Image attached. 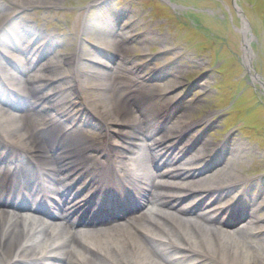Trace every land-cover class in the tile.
Returning a JSON list of instances; mask_svg holds the SVG:
<instances>
[{"label": "bare ground", "instance_id": "obj_1", "mask_svg": "<svg viewBox=\"0 0 264 264\" xmlns=\"http://www.w3.org/2000/svg\"><path fill=\"white\" fill-rule=\"evenodd\" d=\"M4 1L7 4H0V8L6 6L3 11L9 12L35 5L54 6L61 0ZM8 14L0 15V31L8 21ZM110 27L113 31H105L101 38H97L100 42L96 47L104 51L119 49L122 47L120 44L127 41L122 35L125 37L121 43H115L113 38L120 33L112 24ZM9 43L0 42V76L3 73L2 77L14 84L19 81L24 91L22 83L27 79L33 94L30 99L22 97L26 104L12 103L13 114L6 121L0 119V142L16 152L14 159L18 167L31 166L36 174L42 173L46 188L52 184L60 186H53L63 202L56 208L77 219L81 215L79 205L89 203L85 196L94 187L108 184L121 195L130 189L136 198L127 195L114 202L116 206L112 214L116 212L121 216L120 212L125 214V211L133 210L128 211L129 216L121 223L107 225L111 223L108 221L104 223L106 225L85 229L91 234L88 237L94 242L91 244L98 249L94 252L80 247L77 241L71 242L68 234L30 236L22 230L24 216L18 213L17 219L12 220L5 212L0 213V264H83L81 261L90 264H205L198 262L202 257L222 264H264V227L258 225L255 217L259 216L255 214V206L261 191L258 193L254 183L250 186L242 183L236 193L238 196L235 194L226 210L205 205L203 200L218 193L213 188L225 187L222 192H228L242 179L222 172L221 166H214L217 154L224 147L223 142L213 144L205 141L201 149L191 154L202 141L201 135L191 132L195 124L189 122V108L183 103L176 106L174 99L166 95V104L159 108L160 102L150 98L153 87L161 86L159 81L144 79L152 85L145 92L143 77L128 58L120 55L114 64L113 61L109 63L113 57L100 62L101 65H113L107 80L101 82L102 74L99 72L100 79L93 86L90 98L91 105L103 119L102 123L97 121L100 134L79 121L86 105L80 94L84 80L79 73L83 68L75 64L72 56H63L67 64L71 62L74 66L72 74L63 78L69 84L67 95L60 97L56 91L52 92L54 89H45L57 79L56 72L46 64L35 67L36 52L25 54L28 67L17 69L2 61L5 48L14 50L17 47ZM44 45L46 51L52 48L53 42L44 41ZM2 85L0 82V100L4 90L8 91ZM74 93L75 101L67 98ZM161 114H167L168 120L162 126L158 124ZM74 146L78 148L73 150ZM153 146L159 151L153 152ZM67 149L68 154L65 153ZM67 159H76L75 166H82L99 181L92 180L84 187L87 180L84 176L75 184L71 172L77 167L65 172L67 165L60 164ZM123 159L127 163H120V168L117 167V162ZM10 165L5 173H0V204L9 202L6 194H17L23 197L22 200L31 195L13 182L19 177H8L14 168V164ZM100 165H104L103 170ZM18 167L15 173L19 174ZM106 172L112 176H107ZM231 193H226L225 198ZM145 206L149 209L145 210ZM96 208L88 213L94 219L92 223L108 215ZM243 217L246 218L244 222L236 225L237 220ZM131 218L138 221V226L129 233L131 241L125 242L119 235H112L128 225ZM202 222L206 227L201 225ZM105 232L111 235L100 236ZM95 234L97 238L94 239Z\"/></svg>", "mask_w": 264, "mask_h": 264}, {"label": "rangeland", "instance_id": "obj_2", "mask_svg": "<svg viewBox=\"0 0 264 264\" xmlns=\"http://www.w3.org/2000/svg\"><path fill=\"white\" fill-rule=\"evenodd\" d=\"M5 7L0 13H9V18L0 31V42L7 41L8 34L17 37L23 27L44 28L47 35H54V61L61 59L59 51L77 59L81 70L97 66L91 61L97 58L93 45L108 24L130 33L132 51L108 52L114 59L109 63L123 55L143 81L156 78L161 92L171 96L176 106L183 103L189 108V122L195 124L191 132L202 140L191 154L205 141L223 142L214 166L242 179L237 189L230 188L228 198L224 187L213 188L218 193L203 200L205 205L226 210L242 183H254L261 191L255 217L264 227V0H61L54 6L9 12L3 11ZM38 59L35 67L42 64L43 57ZM112 66L98 67L101 82L109 78ZM142 84L148 92L149 82ZM55 86L66 90L68 85L57 81ZM165 104L160 102L159 108ZM85 109L101 120L92 105ZM165 119L160 126L167 123ZM83 120L99 132L94 119L84 115ZM244 220L239 218L236 225ZM198 262L222 264L203 257Z\"/></svg>", "mask_w": 264, "mask_h": 264}]
</instances>
